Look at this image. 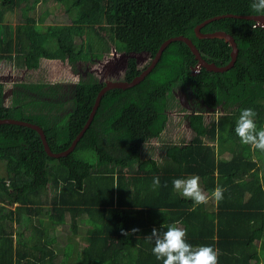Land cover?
Listing matches in <instances>:
<instances>
[{
  "label": "trees",
  "instance_id": "16d2710c",
  "mask_svg": "<svg viewBox=\"0 0 264 264\" xmlns=\"http://www.w3.org/2000/svg\"><path fill=\"white\" fill-rule=\"evenodd\" d=\"M47 1L0 0V61L15 57L31 69L46 58L86 62L101 58L111 45L119 53L148 52L154 57L167 40L183 36L192 39L209 62L225 66L231 61L229 44L199 39L195 33L207 21L201 32L231 35L239 54L228 72L203 70L191 76L195 55L186 43L173 42L141 84L103 96L89 129L64 158L48 156L36 131L0 125V163L6 169L0 176V264H57L54 240L46 241L47 234L65 227L77 234L85 222L91 225L88 246L79 250L77 244L69 245L65 250L66 255L70 247L73 254L82 251V264H163L152 253L154 242L147 239L161 225L162 231L169 225L183 227L193 247L218 250L217 264H262L264 176L258 163L263 156L242 144L234 129L244 108L254 109L257 127L264 128V28L248 19H213L264 13L253 10L252 0H54L70 24L50 23L40 32L37 26L46 21L45 15L37 18L34 12ZM16 9L21 18L12 28L3 17ZM134 72L132 60L127 80L139 74ZM40 82L30 90L43 93L48 84ZM185 84L210 110L222 107L226 113L208 125L203 115L191 116V141L163 139L168 110L174 107L172 91ZM102 88L92 76L81 81L73 111L61 116L51 101L16 98L5 106L1 84L0 120L36 124L51 151L64 152L86 125ZM154 138L163 143L161 163L143 154L145 143ZM192 176L199 177L209 196L216 187L223 188L214 211L183 200L173 189L174 179ZM154 177L160 179L155 190Z\"/></svg>",
  "mask_w": 264,
  "mask_h": 264
},
{
  "label": "flooded vegetation",
  "instance_id": "af4514ba",
  "mask_svg": "<svg viewBox=\"0 0 264 264\" xmlns=\"http://www.w3.org/2000/svg\"><path fill=\"white\" fill-rule=\"evenodd\" d=\"M204 34H209V33H204ZM111 50L109 52L105 51V53L102 55L101 58H96V59L92 58L91 60L86 62L84 60H77L74 63H69L68 59L67 60L66 59L61 60L55 58L41 59L40 65L37 68H33V69L29 68L26 65V63H19L15 57L13 58V60L6 59L0 61V85L2 84L4 86V94H3L4 105L5 106L10 105L11 103H13L14 99L16 98L23 102H26L24 99L27 97H28V101L37 100V99L41 101H48V102L51 101V103L56 104V106L60 104L62 105L65 103V101H67L66 107L64 109H60L61 111H57L59 115L67 116L69 112L73 111L71 105H73V100H75L77 97L78 86L81 81L86 80L87 78L92 76L93 78H97V80H101V83L103 84V88H105L107 86L116 85V84L131 83L135 78H137L139 75H141L146 70H148L147 67L150 64L148 59H145L144 57H140L139 59H131L125 57L126 62H124L122 57H120L121 54H126V56H129L131 55L132 52L117 53L116 49L114 48L113 49L115 50L114 53L116 52V56H114V53L112 54L113 51ZM202 58L204 59V61L208 63H213V62H209L203 56ZM102 60H104L103 63ZM132 60H135L136 72H139V74L133 76L132 77L133 80L129 81L127 79L131 78L128 75V72H129V65ZM46 61L55 62L56 66H60L61 68L66 65L67 67H69L72 77L69 75L68 71H66L65 73H63L62 71H50L48 75L40 73L39 71H41ZM84 67L86 68L87 72L85 76H82L80 75V73L81 74L83 73ZM203 70L207 71V69L200 67L199 62L197 61V63L191 67V76H196L200 74ZM93 73L96 74V77L94 76ZM77 76L79 79L73 83L67 82L61 84L58 83L59 82L58 80H56L55 83H52V81H48V82L45 81L44 83H47L48 84L47 87L49 88L45 87L43 93L32 92L29 87L31 84H36L37 82H32L27 80V78H76ZM9 78L16 80L8 84L7 81ZM115 89L127 90L118 87L111 88V90H115ZM50 91L53 94H50ZM172 93L174 96V100H176L175 98L178 99L176 100V102L178 101L177 103L180 105V108L185 109L186 112L190 111L187 114H185L186 115L185 117L188 116L190 118L191 116L196 114L198 115L201 114L205 117L208 116V113H210V109L208 108V106L204 103L203 100L197 97L196 93L194 92V89H191L190 85L188 84L178 85L172 91ZM47 95H50L51 99L48 98ZM174 100L172 102L173 105H175ZM58 109L59 108L57 107L56 110ZM189 126H190V122H189Z\"/></svg>",
  "mask_w": 264,
  "mask_h": 264
},
{
  "label": "rangeland",
  "instance_id": "374dc122",
  "mask_svg": "<svg viewBox=\"0 0 264 264\" xmlns=\"http://www.w3.org/2000/svg\"><path fill=\"white\" fill-rule=\"evenodd\" d=\"M46 12H49V14ZM43 14L45 15L46 21L45 22H39L37 28L40 32H44L46 30L47 25L50 23H55L57 25H68V24H70V19H69L67 13L65 12L64 8L60 4L55 2L54 0H49L46 3L41 2L38 4V6L36 8V12H34V15H35V17L39 18V17L43 16ZM46 14H48V16ZM20 15L21 14H20L19 9H16L15 11H8L3 17V23L9 24L13 28L15 26V24H17L18 21L20 20V18H21ZM1 31L2 30L0 29V32ZM111 48H112L111 51H113L112 52V54H113L115 51L113 49L116 48V50H117V47L116 46L114 47V45H113V46H111ZM117 53H119V52H117ZM149 54L151 55V53H149ZM109 57H110V55H109ZM142 57H144L145 59L147 58L144 55H142ZM103 61L104 60H102V63H103ZM148 61L150 62V64L147 68H149L152 64V61H153L152 55L148 58ZM160 61H161V59H160ZM109 66H111V65H109ZM156 66H155V68H156ZM96 67H98V66H96ZM154 69H153V71H154ZM50 71H62L63 73L68 71L69 75L71 76L69 67H67L65 65L61 68L60 66H56L55 62H50V61H46L44 63V66L42 67L41 71H39V72L42 74L48 75ZM86 72H87V70L84 67L83 73L82 74L80 73V75L85 76ZM88 73H91V72H88ZM93 74L96 77V74L95 73H93ZM78 79H79L78 76L76 78H27L28 81H32V82L52 81V83H55V81L58 80L59 81L58 83H61V84H64L67 82L73 83V82H76ZM14 80H16V79H14ZM14 80L12 78H9L7 82H8V84H10ZM98 81L101 83V80H98ZM102 89H101V91H102ZM175 99L178 100L177 98H175ZM37 100L39 101V99H37ZM176 100H174L175 105H174L173 109L168 110L167 128H166L162 138L163 139L168 138L169 140L171 139L173 141H179V142L182 140L188 142V141H191L192 138L194 137V132H193L192 128L189 126V122H190L189 117L188 116L185 117L186 116L185 114H187L190 111L186 112L185 109L180 108V105L177 103L178 101L176 102ZM66 104H67V101H65V103L62 105H58V108L64 109L66 107ZM224 113H226V111L223 110L222 107H219L216 110H210V113H208V116H205L206 124L207 125L210 124L212 121L216 120L220 115H222ZM162 145H163V143H162L161 139L159 140V139L154 138V139L149 140L148 142L145 143V146H144V153H143L144 156L148 157V158H153V159L157 160L159 163L163 162L164 161V152L161 150ZM248 146L251 147V145H248ZM145 147H146L147 152H145ZM262 156L263 157L261 160V165L259 166V170H260L259 174L261 177L264 176V154ZM225 159H228V158H225ZM253 161L257 162L258 157L253 155ZM259 162H260V160H259ZM5 175H6V169L0 163V176H5ZM260 185H261L260 187H262V189L264 190V181H262V184H260ZM199 186H200L201 190L203 191V193L208 197L207 203L205 204L206 209L209 211H214L216 209V206H217V201L214 200V198L212 196H209L207 194V192L203 188V185H202V182L200 179H199ZM177 192L179 193L180 197L183 200H185V197H183L179 191H177ZM247 195H249V194H246V196ZM41 221H45V218H43V216L41 217ZM69 221L70 220H68V222ZM15 227L18 228V225L16 224ZM90 228H91V225H89V223L85 222V223L80 224L79 233H77V234H73L68 227L62 228L60 230L58 228H56V230L51 229L50 232L46 236V241L48 239H50L52 235L57 233L59 239L64 244H66L67 240L71 239V238L75 242H80L81 244L76 243L79 247V250H80L82 247L87 246V244H88V242L84 240V237ZM179 228H182V227H179ZM15 230H16V228H15ZM30 231H32V230L30 229ZM29 234L32 236L34 235L30 232H29ZM76 244H70V245H76ZM69 250H70L69 254L58 255L54 261H56L57 264H59V262L62 264H82L83 263L82 251L78 250V252L73 254V250L71 247L69 248ZM262 257L264 258V252H262Z\"/></svg>",
  "mask_w": 264,
  "mask_h": 264
},
{
  "label": "clouds",
  "instance_id": "9594fccd",
  "mask_svg": "<svg viewBox=\"0 0 264 264\" xmlns=\"http://www.w3.org/2000/svg\"><path fill=\"white\" fill-rule=\"evenodd\" d=\"M251 7L258 13H264V0H252ZM255 26L264 28L256 24ZM256 115L257 113L252 108L242 109L234 131L242 144L251 145L264 153V128L257 127L255 123ZM159 186V177H154L153 189L155 190ZM172 186L183 197L191 199L194 205L207 203L208 197L199 186L198 176H192L188 179H174ZM223 193V188L216 187L212 192V196L219 202L223 199ZM162 228L163 225L159 230L153 228L151 235L147 236L149 241L154 242L152 253L158 261H162L163 264H217L219 253L212 246L193 247L185 239V229L175 225L167 226L166 231H162Z\"/></svg>",
  "mask_w": 264,
  "mask_h": 264
},
{
  "label": "water",
  "instance_id": "95a60500",
  "mask_svg": "<svg viewBox=\"0 0 264 264\" xmlns=\"http://www.w3.org/2000/svg\"><path fill=\"white\" fill-rule=\"evenodd\" d=\"M225 17H236V18H241V19L253 20V21H255L257 26L264 27V14H260V15H256V16L225 15V16H222V17H216L213 20H217V19H221V18H225ZM208 22H210V21H207V22H205V23H203L201 25H198L195 28V33H196V35H197V37L199 39H217V38L218 39H224L229 44V46L232 48L231 61L227 65H225V66H217L214 63H208V62L204 61V59L201 56L200 51L198 50L196 45L193 43L192 39H190L188 37L179 36V37H174V38H171V39L167 40L164 44H162V46L158 50V52L155 55V57H153L152 64L148 68V70H146L144 73H142L137 78H135L131 83H123V84L111 85V86H107V87L102 89V91L98 94V96L96 98L93 110H92V112L90 114V117H89L86 125L84 126L83 130L80 132V134L73 141L72 145L64 152L53 153L51 151V149H50V146H49L48 142H47V138H46V135L44 133V130L40 126H38L36 124L27 123V122H23V121H20V120H15V119H3V120H0V125H2V124H11V125L28 127L30 129L36 131L40 135L41 140H42V142L44 144L45 151L48 154V156H50L52 158H56V159L67 157L75 150V148L77 147L78 143L81 141V139L83 138L84 134L89 129L90 125L92 124V122L94 120L96 112H97V110H98V108L100 106L101 100H102L103 96L106 94V92L111 90V88H114V87H118V88H122V89H129V88H132V87H135V86L139 85L153 71L155 66L160 61L165 49L170 44H172L173 42L181 41V42L186 43L189 46V48L191 49L192 53L195 55L196 60L200 64V67H203V68L207 69V71H209V72L225 73V72H228L231 69H233V67L235 66V63L237 61L238 54H239V49H238V46H237L235 40L233 39V37L231 35H229V34H227L225 32H221V31H218L216 33H209V34H204L203 32H201V29ZM142 55L146 56L147 57L146 59H148V57L151 56L147 52H143V53L132 52L131 55H129V56H126V54H121L120 57H122L124 62H126V58L139 59L140 57H142ZM114 56H116V52L114 53Z\"/></svg>",
  "mask_w": 264,
  "mask_h": 264
},
{
  "label": "crops",
  "instance_id": "0c3cea01",
  "mask_svg": "<svg viewBox=\"0 0 264 264\" xmlns=\"http://www.w3.org/2000/svg\"><path fill=\"white\" fill-rule=\"evenodd\" d=\"M264 153H262V155H263ZM260 160V162L258 163L259 164V166L261 165V159H259ZM261 177V176H260ZM16 226V224L14 225V227ZM16 228V227H15ZM183 228V227H182ZM50 239H52V240H54V243H53V246H52V248L55 250V252H56V254L55 255H65V250L68 248V246L70 245V244H81L80 242H75L72 238L71 239H68L67 240V242H66V244H64L60 239H59V237H58V234L56 233V234H54V235H52L51 236V238ZM84 240L85 241H87L86 240V235H85V237H84ZM14 241H15V243H16V232L14 233ZM258 243V242H257ZM87 246H88V244H87ZM84 247H86V246H84ZM22 248V247H21ZM258 248L259 249H261V248H263V246H262V242L261 243H259L258 244ZM22 249H24V248H22ZM57 258V257H56ZM264 263V261H262V264ZM14 264H15V262H14ZM17 264V263H16ZM59 264H62V263H60L59 262Z\"/></svg>",
  "mask_w": 264,
  "mask_h": 264
}]
</instances>
